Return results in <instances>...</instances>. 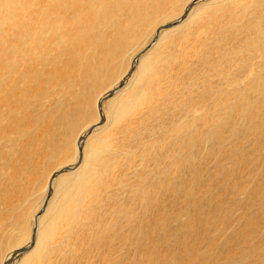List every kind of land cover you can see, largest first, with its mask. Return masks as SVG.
<instances>
[{"label": "rangeland", "instance_id": "obj_1", "mask_svg": "<svg viewBox=\"0 0 264 264\" xmlns=\"http://www.w3.org/2000/svg\"><path fill=\"white\" fill-rule=\"evenodd\" d=\"M35 1L40 6L42 0ZM111 1L78 7L74 24L50 41L56 48L43 56L24 54L25 65L20 56L3 60L0 51L2 66L16 64L0 74L6 82L0 90L7 93L2 100L23 90L12 78L26 66L48 67L57 77L31 81L34 90L15 120L6 118L13 128L0 135V264H264V18L252 23L264 0H197L182 21L205 2L212 12L199 8L183 23L178 20L192 0H167L156 17L145 13L114 47L121 48L111 63L115 75L107 77L111 68L98 73L97 87L86 90L90 118H68L65 132L57 121L69 116L85 86L59 79L65 56L59 52L75 45L88 59L110 33L109 21L117 20ZM125 1L126 11L137 4L114 0V6ZM1 2L10 8L0 7V33L8 26L5 13L23 11L20 0ZM214 41L218 47L208 49ZM54 53L58 60L49 64ZM138 54L137 65L147 55L152 59L149 81L132 78ZM89 76L86 71L84 81ZM129 86L137 93L124 117L114 120V102ZM92 134L107 146L99 145L104 150L89 181L74 184L69 174L92 156ZM174 182L181 185L175 193L164 191ZM60 207L47 249L25 259ZM145 208L158 218L150 222Z\"/></svg>", "mask_w": 264, "mask_h": 264}, {"label": "bare ground", "instance_id": "obj_2", "mask_svg": "<svg viewBox=\"0 0 264 264\" xmlns=\"http://www.w3.org/2000/svg\"><path fill=\"white\" fill-rule=\"evenodd\" d=\"M20 1H21L20 8L21 7L23 8L22 12H19V11L18 13L13 12L17 9L15 8L10 13L4 14V17L6 18L5 24L8 21V26L4 29V31H2V33H0V51H1V57L3 58V60H8L11 58H18L20 56L22 57V60L25 65L26 60L24 58V54L43 56V54L51 53L56 48V43L51 44L50 41L53 40L57 32L63 33L65 29L71 27L74 24L78 7L84 6V4L87 3L89 0H42L40 6L37 5L35 0H20ZM166 1L167 0H137V4L134 7H130L131 11H126V8L129 7L126 1L120 2L119 5L114 6V0H112L110 3V7L112 11L114 12V16H112V18L113 17L117 18V20L115 19L113 21V24L111 21H109V25L111 28L110 33L106 32L103 35V37L97 41L95 45V52L90 54L88 59L81 58L77 55L79 54V51L75 45L67 48L66 49L67 51L59 52L60 57L62 56V53L65 55L63 62L58 67L61 69V73H62V74L60 73V77L62 75L65 77H71L73 78V80H75V82H79L85 86V87H81L78 90V95H77L76 100L72 101L71 104L69 105L70 106L69 116L64 118L61 122L60 120L57 121L59 122V124H61L63 131L67 132L66 131L67 125L63 124L62 122L68 123L67 122L68 118H69V121H71V119H73L78 114L80 115L83 114V117L90 118L92 111L89 110V107H91V105L89 106L90 103L88 104V102L91 100V98L89 99L86 90L89 89V87H91L92 90L95 87H97V83H98L96 81L97 76H98L97 74L100 72H102L103 74L111 68V63H112L114 55H116V53L121 50V48L117 49L114 47L119 46L121 42L124 43L127 40L126 37L129 34H133L132 29H130V26H132L131 23H136L137 19L142 17V15H144L145 13H146V16L150 17L151 15H154L153 17H156L157 15L160 14L161 11H163L166 8L167 6V3H165ZM213 1H218V0H212L211 2ZM211 2H207V3L205 2V4L202 3L200 5L195 6L194 10L192 12L190 11V14L187 20L190 18L191 14L199 8H205V9L207 8L209 12H212L209 7ZM230 2L231 0L227 1L225 4H229ZM3 6L7 7L0 0V7H3ZM7 8L9 9L10 7H7ZM25 12H27V14L24 17ZM198 12L199 11L193 14V18L190 23L193 22V19ZM118 16H120V18L122 19L121 21H119L120 18ZM263 18H264V3H261L258 5L256 11L254 12L252 23H257L261 21ZM133 20L134 22H132ZM178 21L181 22L182 19H179ZM185 21L183 20L181 23ZM31 31L33 35L29 34ZM46 35H48V38L46 37ZM217 47H218V41H214L211 45L207 46L208 49H212V50L216 49ZM68 51L70 52L66 54L65 52H68ZM76 51H77V54H76ZM138 56L135 57V63L133 62L134 67L135 65H137L136 62H137ZM57 57L58 55H55L54 53V56L48 59L49 64L51 62H54L55 60H58ZM94 58L98 60L96 62L97 64L95 63L94 66L93 65L91 66V63L89 62ZM147 59H149V55L145 56L144 58H140L138 65L136 66L137 68L132 78H135L136 75H141L142 80H144V78L146 81L150 80V77L154 73V67L152 66L149 67V64L152 62V59L151 60H147ZM41 64H47V63H41ZM15 66L16 64H8V65L2 66L1 61H0V74H5V75L10 74L15 68ZM86 71L90 74L89 81L88 80L84 81V79H86ZM113 72H114L113 68H111L107 72V77L109 79L113 75H115V73ZM180 74H181L180 79L183 80L187 75V70L185 68V65H182ZM41 75L47 76L45 80H42L43 84H45V82L51 83L53 78H57V77H51V71L49 72L48 67L40 68L36 64H31V66H26L23 72H19L17 76L12 78L14 82L18 83L19 86L23 88V90L19 88L16 89L18 91V94L16 96L12 93L11 95L6 96V99L9 96H11L12 99L2 100L1 98L5 96L7 93L0 90V96H1L0 100H2V106L0 107V135H3L6 132V130L9 129L10 127L13 128L11 124L7 122L6 120V118H8L7 116L12 117L13 120H15V116H14L15 111L20 110L25 105L28 99V96L34 90L35 83L32 84L31 81L40 80ZM59 79H63V77ZM56 81H59V80H56ZM1 83L5 84L6 82H4L3 80H0V87H2ZM139 84L141 85V83ZM139 84H136V85H139ZM126 90H127L126 96H122V98H120L118 102H114V103H117L116 105L117 111L114 115V120L120 119L125 114L126 108L128 107L129 103L132 101V99L137 93V89L133 88L132 86H129V88H126L125 91ZM111 101H114V100H111ZM26 114L28 115V113ZM65 115L67 116V114ZM63 116L64 115L60 117H63ZM15 123H18V121ZM119 126L120 124L115 125L114 127L119 128ZM102 129L100 131H102ZM92 130H90L89 132H91ZM84 133L86 134L87 132H84ZM95 134H92V136ZM93 137H94L93 142L95 143V146L97 145V147H95L94 144H92L91 146L92 156L89 154H88V157L84 156L85 158L81 166L76 171L69 174L75 177L76 182H74V184H78L80 182H82L83 184H86L89 181V173L92 169H94V166L96 163L95 160L97 159V155L99 152H101L100 149H103L99 147V145H103V144L106 145L105 140L102 136L97 138L98 135H95ZM44 144L47 146V148L50 151V146H49L50 144L45 143V142ZM86 148L88 150L89 146L86 145ZM26 153L28 152H23L21 155L24 156L26 155ZM44 154L45 152H42V155ZM66 175L67 174L62 175L61 178L66 177ZM61 178H57V183H59V181L62 180ZM53 180H54V177L51 178V184ZM180 186L176 185L174 182L173 184H171V186L168 189H165V190L163 189V190L167 191L168 193L173 194L178 190L175 188L180 187ZM161 194L159 197V201L162 199ZM144 210H147L148 212L147 214L149 216L150 222H153L158 218L157 214L153 213L151 209L145 208ZM61 212L62 211L60 207V209L56 211L53 217L49 220L44 231L42 230L43 232L41 231L39 232L38 235L36 234L38 237L35 241L36 245L33 249H31L32 251L28 252L24 256L25 259L32 257V255H38L41 252V250L47 249L49 242L52 240L56 232V228L58 227V226L55 227V221H60L59 217H60ZM147 237H150V236L147 235Z\"/></svg>", "mask_w": 264, "mask_h": 264}, {"label": "water", "instance_id": "obj_3", "mask_svg": "<svg viewBox=\"0 0 264 264\" xmlns=\"http://www.w3.org/2000/svg\"><path fill=\"white\" fill-rule=\"evenodd\" d=\"M195 1H197V0H192V1L189 3V5L185 8V10L183 11V14L181 15V17H180L179 19H183V18H184V16L187 14V12H188L189 9L192 7V5H193V3H194ZM154 38H155V37H154ZM137 56H138V55H137ZM137 56H136V57H137ZM134 61H135V59H134ZM127 75H128V73H127ZM127 75H125L124 78L127 77ZM113 91H114V90L109 91V93L107 94V96H110V95L113 93ZM107 96L101 97V98L97 101V108L99 109V111H100L101 103L103 102V100H104ZM54 175H55V174H53L51 178H53ZM48 187H51V181H49V183H48ZM48 195H49V194H48ZM43 206H44V205H43ZM33 232H34V230H33ZM32 238H33V236H32Z\"/></svg>", "mask_w": 264, "mask_h": 264}]
</instances>
